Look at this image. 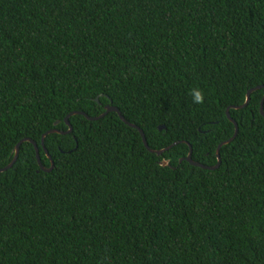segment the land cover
Wrapping results in <instances>:
<instances>
[{
	"label": "trees",
	"instance_id": "trees-1",
	"mask_svg": "<svg viewBox=\"0 0 264 264\" xmlns=\"http://www.w3.org/2000/svg\"><path fill=\"white\" fill-rule=\"evenodd\" d=\"M263 100L264 0H0V264H264Z\"/></svg>",
	"mask_w": 264,
	"mask_h": 264
},
{
	"label": "water",
	"instance_id": "water-1",
	"mask_svg": "<svg viewBox=\"0 0 264 264\" xmlns=\"http://www.w3.org/2000/svg\"><path fill=\"white\" fill-rule=\"evenodd\" d=\"M257 89H259V88H257ZM257 89L251 90V91L248 93L246 103H245L243 106L239 107V108H245V107L249 104V102H250V100H251V95H252L253 91H255V90H257ZM97 102L100 103L99 98L97 99ZM111 103H112V102H111ZM110 112H116L117 114H119L120 118H121L126 124H128L129 126H131V127H133V128L138 129V130L140 131V134H141L142 138H143V141H144V144H145L146 148H147L151 153H154V154H157L158 156H161V155L165 154L167 151H169L170 149H172L174 146L178 145V144H175V145L171 146L170 148L165 149V150H161V151H153V150L150 148L149 144H148V141H147L146 135H145V133L143 132V130H141V129H140L139 127H137L136 125H132V124L128 123V122L126 121V119L124 118V116L122 115V113L120 112V110H119L117 107L112 106V105L106 106V112H105L102 116H100V117H98V118H91V117H89L88 115H86L85 113H82V112H75V113H72L70 116H73V115H83V116H85L86 118H88V119L91 120V121H96V120H99V119L105 117V116H106L107 114H109ZM261 112H262V115L264 116V100H263V103H262V109H261ZM227 114H228V117H229V119L231 120V122H233V123L235 124V126H236V133H235L234 138H232V140H230V141H228V142H224V143H222V144L219 146V148H218V150H217L218 164H217L216 166H213V167H207V166H204V165H202V164H200V163H196V162H194V161H193V158H192V156H193V148L190 146V153H189L188 157L186 158V160H187L191 165H193V166H195V167L202 168V169H204V170H210V171L218 170V169L221 167V165H222V158H221V155H220L221 148H222L223 146H225V145L231 143L232 141H234V139L237 137L238 132H239L238 124L232 119V117H231V115H230V110H228ZM70 116H68L67 119H66V123H67V125L69 126V131H68L67 133H72V132H73V127L71 126L70 121H69ZM163 129H164V127H160V131H162ZM54 133H60V132L57 131V130H52V131H50V132H48L47 134L44 135V137H43V139H42V146H43V148L45 149V151H46V148H45V139H46V137H47L48 135H50V134H54ZM24 142H30V143L34 144V146H35V148H36V150H37V157H38V162H39V165H40L41 170H42V171H45V172H51V171L54 169V167H55V162L52 160L51 156H50V155L48 154V152L46 151V152H47V155H48V157H49V159L51 160L52 166H51L50 169L45 168V167L43 166L42 162H41V159H40L38 144L35 143L34 141L30 140V139L23 140V141H21V142L18 144V146L16 147V156H15L14 161H13L12 164H11L10 166H8L7 168L0 170V172H4V171H6V170H8V169H10V168H12V167L14 166V164L17 162L18 157H19L20 147H21V145H22ZM181 162H182V160H181ZM161 165H162L163 167L170 166V161H168V160H164V161L161 163Z\"/></svg>",
	"mask_w": 264,
	"mask_h": 264
},
{
	"label": "clouds",
	"instance_id": "clouds-1",
	"mask_svg": "<svg viewBox=\"0 0 264 264\" xmlns=\"http://www.w3.org/2000/svg\"><path fill=\"white\" fill-rule=\"evenodd\" d=\"M190 95L193 97L194 103H202L204 99V93L202 89L195 88L190 90Z\"/></svg>",
	"mask_w": 264,
	"mask_h": 264
}]
</instances>
